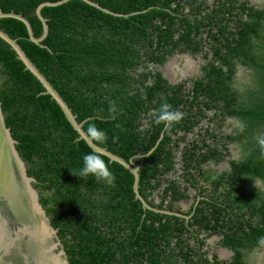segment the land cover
I'll return each instance as SVG.
<instances>
[{
    "label": "trees",
    "instance_id": "16d2710c",
    "mask_svg": "<svg viewBox=\"0 0 264 264\" xmlns=\"http://www.w3.org/2000/svg\"><path fill=\"white\" fill-rule=\"evenodd\" d=\"M43 1L57 0H0V9L24 15L38 37L42 23L35 9ZM93 1L129 15L116 16L83 0L45 6L41 10L48 24L41 42L45 46L29 40L21 20L1 18L0 28L17 39L76 119L84 120L85 130L94 122L107 133V141L97 144L127 160L140 155L133 160L139 165V190L146 198L172 169L174 148L197 124L196 115L189 113L193 104L186 109L178 108L179 103H205L206 109H216L222 116L217 120L219 127L227 116L234 117L237 125L224 138L238 144L241 157L229 160V170L216 175L212 171L200 173L221 197L219 206L217 202L211 204L213 210L206 215L207 221H215L212 230L222 234V245L233 255L214 262L200 254L197 262L188 258L190 254L180 239L176 245L170 243L174 232L185 227L182 220L144 208L135 198L134 175L105 155L115 176L112 185L92 176L83 179L73 175L79 173L83 155L93 150L83 139L76 140L78 133L59 104L49 94L41 93L44 87L40 81L24 69L15 52L0 38V100L5 123L17 140L16 148L28 175L36 179L35 187L40 190V201L52 225L58 227L69 263L200 264L203 260L205 264H250L253 252L264 249L258 242L264 237V190L256 185L257 180L264 182V153L256 140L264 133V0L259 5L249 0H217L211 9L203 6V0ZM138 10L142 11L132 13ZM158 20L164 26L157 25ZM231 20L236 22L234 30L228 29ZM200 25L209 26L211 50L220 64L211 59L203 65L204 76L195 80L192 96L183 97L181 85H170L159 71L137 72L140 65L144 69L148 65L138 44L151 62L163 64L175 48L194 53L201 49V37H196ZM176 30L179 37L174 38ZM155 34L160 41L173 45L164 47L161 53L159 41L158 53L150 50ZM237 64L250 70V81L242 89L233 86ZM161 94L174 108L187 113L170 130L153 122L152 113L162 102ZM111 101L116 103V113L109 111ZM241 123L246 126L244 131H240ZM181 129L185 134L174 138ZM159 138L155 150L146 155ZM204 145L207 152L202 153L195 168L200 169L209 155L220 161L228 153L226 146L223 148L227 152L219 151L216 145L209 151L210 144ZM190 148L184 153L187 165L197 156ZM187 174L190 179H198L193 172ZM170 188L165 189L158 208L163 207L168 195L173 199L184 195L180 191L171 195ZM197 209L202 212L204 208Z\"/></svg>",
    "mask_w": 264,
    "mask_h": 264
},
{
    "label": "flooded vegetation",
    "instance_id": "af4514ba",
    "mask_svg": "<svg viewBox=\"0 0 264 264\" xmlns=\"http://www.w3.org/2000/svg\"><path fill=\"white\" fill-rule=\"evenodd\" d=\"M203 1V6L208 5L207 8L211 9L213 7V4L217 0ZM261 2L262 0L258 2L250 1V3L252 4L257 3V5H259ZM185 11H188V7L185 8ZM203 22L208 24L206 20H203ZM227 23L230 24L228 29L234 30L236 22L234 20H231ZM159 24H162L161 26H164L161 20L157 21V25ZM175 25L177 26L178 23H176ZM208 29V25H200L199 36H196L197 38L201 37V49L197 53L204 57V61L202 62V64H200V69L196 71V74L192 77H188L187 79H179L176 78L177 76L173 77V69H170L169 67V63L171 62L170 59L175 55H185V53H189V55L191 56V53L194 54V52L190 49L180 51L179 48H175L173 54L169 55L167 60L163 64H159L151 62L149 58H147L149 56L146 54L145 49L143 50V47L140 44H138L137 47L140 50L142 59H144L145 63H147L148 65L146 69L143 68V65H140V67L137 68V72L140 73L144 70H152L153 72L159 71L161 72L162 76L167 79L170 85H181L183 97H186L188 95L192 96L195 80L200 79L204 76L203 65L208 63V61H210L211 59H214L216 64H220L213 50H211L212 38H210L208 34ZM213 30H219V28H214ZM179 32L180 31L176 30V33L173 37H179ZM151 37L152 45L150 46V50H156L160 40L158 39L157 34ZM160 43V45H162L160 48L161 53L165 52L163 49L164 47L173 45V43H166L164 40L160 41ZM155 52L158 53V50H156ZM197 53H195L194 55H196ZM222 69L226 71L227 67L222 66ZM241 69L242 66L240 64H237L236 71L234 72L233 77L234 87H242L249 82L247 81V83H245V74L241 73ZM150 82L151 80L148 81V83ZM191 104H193V106H191L192 110L189 111V113L193 116L196 115V118L198 120L197 124L193 125L191 130L186 132V134L184 133V130L181 129L177 131L175 135H173L174 138H177L185 134L184 141L181 142L176 149L174 148L172 169L164 174V177L161 178L159 184H157L155 188L150 189L151 194L147 196L146 200L150 206H154V208L158 209L156 211L165 215L177 216L182 220V223H184L185 227L181 231H175V235L170 239V243L172 245H176V242L180 239L181 243L185 244V250H188L190 254L188 258H190L191 260L193 259L196 262L199 260V254L208 258L211 262H214L215 260L221 261L222 259L231 258V256L233 255V251L228 247L222 245V234L214 232L212 230L211 226L215 223V221H213L212 219L210 221H207L206 218V215H208V213L213 210L211 204L217 202L216 204L218 205V203L221 202V197H217L216 191H213V189H211L213 188V183L210 182V180H204L201 177L200 173L205 171H212L214 172V175H216L223 169L229 170V160H236L241 157V149L239 153L235 152L233 149L234 143L228 142V140L224 138L227 134L233 131L237 123H235L236 120L234 117L227 116L224 119V124H221V126L219 127L217 120L219 118H222V116L220 115V113L219 115H217L216 109H206L205 103H179L177 107H185L186 109H188L190 108ZM218 111L221 112V109H218ZM203 113L205 115H202ZM162 136L163 133H161L160 138H162ZM160 138L157 140L158 143L160 141ZM204 144H210L209 151L213 149L214 145L218 147L219 151L224 150L223 147L226 146L228 153L226 155L223 154L222 160L220 161L216 160L212 155H209L200 163V169L195 168L194 165L196 164V162L200 160V158H203L202 153L207 152L208 147H206V145ZM194 145L197 146L192 147ZM187 147H192L190 148V150H195L197 155L194 156L193 161L189 162L188 165L186 164V160L188 158L187 156L184 157V153H187ZM238 148L239 147L237 146V149ZM221 165H225V167L221 169ZM188 171L193 172L198 179H190V174H187ZM168 186L172 187L168 190L171 195L174 194V191H180L184 195L182 197L174 199L170 195H168L164 200L163 207L158 208L157 204L161 202L164 191ZM174 186H177V190L174 189ZM152 203H155V205H153ZM198 207L204 208L203 211H198ZM206 224H209L210 226L207 227ZM222 250L228 252V256H221L219 251ZM185 263L187 264V261ZM199 263L205 264L203 260Z\"/></svg>",
    "mask_w": 264,
    "mask_h": 264
},
{
    "label": "water",
    "instance_id": "95a60500",
    "mask_svg": "<svg viewBox=\"0 0 264 264\" xmlns=\"http://www.w3.org/2000/svg\"><path fill=\"white\" fill-rule=\"evenodd\" d=\"M66 1L68 0L43 1L36 7L35 13L42 23V34L38 37L33 34L28 18L21 13L4 12L0 9V19L12 17L21 20L26 26L29 40L40 46H45L41 42L48 33V24L47 18L41 10L45 6H54ZM83 1L116 16L129 15V13L114 12L93 0ZM0 38L15 52L16 58L24 64V69L29 70L40 81L44 87L41 93L49 94L59 104L65 117L78 133L76 140L83 139L92 150L103 153L110 161H117L128 169L134 175L135 198L141 201L144 208L158 210L150 206L138 190L139 165L133 160L138 155H132L127 160L105 146L94 141L90 142L86 130L83 128L84 120L76 119V114L72 112L67 102L44 73L32 62L17 39L11 37L1 28ZM16 144L17 140L14 139L10 128L5 123L0 100V264H70L62 240L58 235V227H54L46 215V211L39 201L38 192L33 186L36 179L28 175L26 163L20 156ZM154 148L155 146L146 155L150 154ZM33 208H35L36 214Z\"/></svg>",
    "mask_w": 264,
    "mask_h": 264
},
{
    "label": "clouds",
    "instance_id": "9594fccd",
    "mask_svg": "<svg viewBox=\"0 0 264 264\" xmlns=\"http://www.w3.org/2000/svg\"><path fill=\"white\" fill-rule=\"evenodd\" d=\"M161 100L162 102L160 103L159 108L152 113V116L154 118L153 122L157 125L163 124L165 129L170 130L174 124L180 123L186 117L187 113L174 108V106L170 102H168V100L163 96V94H161ZM109 111L111 113H116L118 111L115 101L110 102ZM245 127L246 126L243 123H241L240 131H244ZM86 135L90 142L94 141L98 143H103V142H106L108 139L107 133L104 130L98 128L94 122H90L88 124ZM256 140L261 149V152L264 153V133L259 134L256 137ZM157 145L158 143L154 145L155 148ZM155 148L153 150H155ZM72 174L79 176L83 179L86 177L92 176V177H95L97 181H104L109 185H112L115 181V176L109 168V161L105 158L103 153L96 152L95 150L90 151L83 155L82 167L79 173L74 174L72 172ZM36 189L38 188L36 187ZM138 190H139V187H138ZM140 194L146 200V197L141 192ZM39 201H40V197H39ZM152 207L154 208V206ZM43 208L45 209L44 206ZM46 215L49 217V215L47 214V211H46ZM258 242L264 245V237L259 238Z\"/></svg>",
    "mask_w": 264,
    "mask_h": 264
},
{
    "label": "rangeland",
    "instance_id": "374dc122",
    "mask_svg": "<svg viewBox=\"0 0 264 264\" xmlns=\"http://www.w3.org/2000/svg\"><path fill=\"white\" fill-rule=\"evenodd\" d=\"M250 1L258 2L261 0H250ZM194 54L191 53V56L189 55V53H185V55H175L174 57L170 59L171 62H170L169 67L170 69H173V72H174L173 77L177 76L176 78H179V79L180 78L187 79L188 77H192L193 75L196 74V71L200 69V64H202V62L204 61V57L201 56L199 53H197L196 55ZM242 69H241L242 71L241 73L245 74L244 81L245 83H247V81H250L249 70L247 69L245 70V68L243 67ZM237 146L238 144L234 143L233 149L235 152L239 153L240 148L237 149ZM220 167L222 169L225 167V165H221ZM256 185H258L261 189L264 190L263 181L257 180ZM33 186L36 189L34 183H33ZM36 190H38L39 197H40V190L39 189H36ZM219 252L221 256H228V253L224 250L219 251ZM251 264H264V249L257 250L251 255Z\"/></svg>",
    "mask_w": 264,
    "mask_h": 264
},
{
    "label": "bare ground",
    "instance_id": "6f19581e",
    "mask_svg": "<svg viewBox=\"0 0 264 264\" xmlns=\"http://www.w3.org/2000/svg\"><path fill=\"white\" fill-rule=\"evenodd\" d=\"M33 209H34V210H33V211H34V213L36 214V212H35V208H33Z\"/></svg>",
    "mask_w": 264,
    "mask_h": 264
}]
</instances>
